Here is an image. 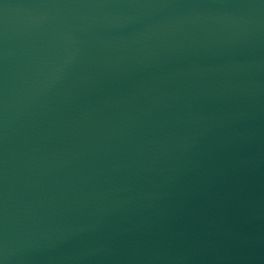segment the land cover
<instances>
[{"label":"water","instance_id":"obj_1","mask_svg":"<svg viewBox=\"0 0 264 264\" xmlns=\"http://www.w3.org/2000/svg\"><path fill=\"white\" fill-rule=\"evenodd\" d=\"M0 264H264V0H0Z\"/></svg>","mask_w":264,"mask_h":264}]
</instances>
